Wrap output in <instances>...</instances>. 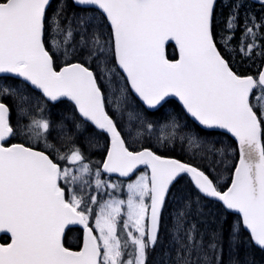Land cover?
Listing matches in <instances>:
<instances>
[{
  "label": "snow or ice",
  "instance_id": "1",
  "mask_svg": "<svg viewBox=\"0 0 264 264\" xmlns=\"http://www.w3.org/2000/svg\"><path fill=\"white\" fill-rule=\"evenodd\" d=\"M260 3L264 8V0ZM71 6L88 7L69 15L67 0H59L49 17L50 0H0V74H8L5 80L18 79L16 84L0 83V234L8 237L0 243V264H148L149 251L160 243L167 199L185 176L195 195L190 192L177 201L175 229L161 254L162 264H222L223 222L207 244L195 224H184L193 206L203 214L207 198L237 214L229 228L233 251L243 242L244 231L264 249V71L255 77L240 75L219 50L213 31L216 0H71ZM225 23L228 34L220 42L230 55L238 50L245 58L255 53L264 59V16L257 18L248 0H232ZM105 28H110L109 39L102 38ZM238 29L237 48L231 41ZM171 42L178 58L167 55ZM82 52L89 64L95 63L99 78L84 63L68 62ZM113 54L123 75L107 68ZM57 55L65 59L59 70ZM110 73L117 77L116 84ZM129 86L145 111H159L174 97L200 126L226 130L235 138L239 160L226 191L219 190L210 175L224 163L223 150L181 125L176 116L161 125L170 129L167 137L162 132L163 139L178 136L207 172L148 148L130 150L128 139L136 142L142 135L139 129L133 132V124L149 132L154 125L135 110L127 112L123 126L114 118L123 121ZM105 88L109 96L119 90L113 115L106 110L113 101ZM33 91L45 105L70 102L73 114L54 125ZM3 98H11L16 108L15 126ZM87 127L110 139L102 169L94 173L97 191L118 189L101 179L102 172L131 178L140 165L150 169L127 184V200L110 197L100 203L96 195L86 199L80 191L93 171L83 152L76 146L62 151L50 142L57 129L63 141L82 135ZM15 137L43 143L45 150L8 143ZM92 205H98V211ZM70 225L83 228L79 251L65 247Z\"/></svg>",
  "mask_w": 264,
  "mask_h": 264
},
{
  "label": "trees",
  "instance_id": "2",
  "mask_svg": "<svg viewBox=\"0 0 264 264\" xmlns=\"http://www.w3.org/2000/svg\"><path fill=\"white\" fill-rule=\"evenodd\" d=\"M69 7L67 9L68 14L70 15L73 12H76L77 14L80 13L83 8L86 6H77L73 7L71 6V0H67ZM232 0H217L215 11H214V21H213V31L215 34V38L217 41V45L219 50L222 52V54L225 56L226 59H228L231 63V66L233 67V70L238 72L240 75H252L256 76L258 72H260L263 68L264 65V59L261 57H258L253 53L251 58H245L243 57L240 52L237 50L234 55H230L228 51L224 48V46L221 44V37L224 35H227L228 33L225 31L226 28V20L229 16V10H230V5H231ZM59 4V0H52L50 7L48 8V16L51 17L52 14L55 12L57 6ZM248 5L252 9L253 14L259 18L261 16H264V8H262L260 2H256L253 0H248ZM240 36H241V30H237L235 32V39L231 41V45H235L238 48L239 41H240ZM45 41L47 43V32L45 35ZM259 43V41H257ZM48 44V43H47ZM167 55L169 56L170 59L172 58H177L178 51L175 49L174 44L170 43L169 46L167 47ZM55 59V66L57 68L61 67L63 64L58 63L56 58ZM68 62H81L84 63L85 65L89 66L94 72H96L97 76H99L98 71L96 69L95 63L89 64L87 62L85 54L82 52L78 56L74 57L72 60ZM99 78V77H98ZM18 81V79H7V81ZM102 86V84H101ZM38 92V91H35ZM39 93V92H38ZM40 96V94H39ZM137 99V97H135ZM169 103H165L162 108L159 109V111H145V107L142 105V103L137 99L139 105L142 107V109L145 111V114H147L150 119L156 120L157 121H165L169 119L170 115L176 116L179 121L181 122H187L188 128L198 132L200 135L206 136V135H214V134H224L228 136L231 139V142L234 144L236 147V142L227 134L220 132V131H211V130H206L202 127H200L182 108V106L177 102L175 99H169ZM3 101L6 102L10 108L11 111L16 110V108L12 104L11 98H3ZM57 110V113H68V112H74V106L68 102L65 101L63 103H58L53 106L52 103L46 104V109L44 115H48L47 111H49V115L54 117H58L57 114H54V108H59ZM108 112L113 115L114 113L106 107ZM62 109V110H61ZM40 115V113H39ZM12 118H13V112H12ZM12 118H11V123H12ZM118 120V123H121L123 126L125 124V121H119L118 117H115ZM77 120H79V117L77 116ZM154 122V121H152ZM14 125V124H13ZM15 126V125H14ZM90 130H93L100 134L103 138L106 137V135L103 132L98 131L95 127H88ZM17 137L13 138L11 142H22L24 143L21 139H16ZM107 138V137H106ZM27 144V143H25ZM35 144V143H34ZM28 144L29 146L39 148L42 150L44 149L43 143L40 144ZM129 145V142H128ZM130 146V145H129ZM132 147V146H130ZM149 147L153 149L156 153L162 155V156H168V157H174L179 160H182L184 162H187L189 164L196 165L198 167L204 168V170L207 172V168L204 167V162L200 161L198 159H193L190 154L187 153L184 144L180 142V139L176 140L175 145L171 146L170 144H166L164 147H157L151 142L145 141L143 142L139 147H132L133 149L140 150L143 148ZM131 148V149H132ZM107 150V149H106ZM106 150L104 152L98 151V156L100 158H104L106 154ZM237 150V147H236ZM238 152V151H237ZM202 162V163H201ZM63 164V162H61ZM212 178L217 181L216 176L213 173H210ZM218 184V182H217ZM229 183H226L224 185H218L221 189H226L229 186ZM187 185V188L185 187ZM192 193L195 195V190L193 189V186L189 182V178L187 176L184 177V179L180 182L179 185L176 186V188L172 189L171 194L169 195L167 199L166 206L163 211V216H162V223H161V229H160V243L156 246L155 251H149L148 253V264H162L161 261V254L163 253V249L160 248L162 238L165 235L164 229L167 228V226H170V222L168 224V216L171 219V213H170V206H171V199H173L174 194H183L186 193ZM186 196V195H184ZM202 206H203V214H201L195 206H193L194 210L192 211V220L188 224H195L197 226V229L199 232L204 234V242L207 244L210 239V234L214 231H217L221 228V224L223 222V252H222V264H231V262L236 258L239 261H248L251 260V264H264V249H261L260 247L256 246L253 242L250 241L249 239V233L247 231L243 232L242 240L243 242L240 243L238 248L233 251L232 248L229 247V228L232 225V223L237 219V214L231 213L227 210L224 209L222 204L216 200L212 199H204L202 201ZM225 217H227L225 221ZM80 231L79 229H76ZM121 236L122 238L124 237L122 230H121ZM8 240V237L3 236L1 238L2 242H6ZM65 244L67 246H70L71 243L65 239Z\"/></svg>",
  "mask_w": 264,
  "mask_h": 264
},
{
  "label": "rangeland",
  "instance_id": "3",
  "mask_svg": "<svg viewBox=\"0 0 264 264\" xmlns=\"http://www.w3.org/2000/svg\"><path fill=\"white\" fill-rule=\"evenodd\" d=\"M102 38H104V39L110 38V28H105L104 35ZM77 39H78V37H77ZM47 43H48V33H47ZM55 58H56L58 63H61V64L65 63V59L62 55H57ZM107 68L108 69L115 68L116 72H121L120 69L118 68V66L115 64L114 54L111 57V63H109L107 65ZM98 74L100 75L99 72H98ZM109 75H110V78L112 80V83L116 84L117 83V77L115 76V74L110 73ZM121 75H123L122 72H121ZM107 79H108V77H106L105 82H107ZM0 83L16 84V83H18V81H14V80L13 81L12 80L7 81V80H4L3 78H0ZM124 83H126V81H120L119 82V84H124ZM102 85L104 87L103 83H102ZM105 94H106V96H109V92H108L107 88H105ZM31 95L33 97H39L41 105L44 106L46 109V105L43 104V98L39 96L38 92L33 91V92H31ZM118 95H119V90L117 88L116 93L111 94L109 96V98L113 101L112 104H108V107L111 109L112 112L118 103V101L116 100V97ZM127 99H128V103L126 105L122 106L123 107V120L125 121V124L128 123L127 112L133 111V110L141 112L146 117V119L148 121H150V122L154 121V122H152L154 127L150 132L147 130V128L145 126L139 125L138 122L133 124V132H135L137 129H139L142 132V135L136 142H133L131 139H128L130 146L139 147L145 141L151 142L157 147H164L166 144H170L171 146L175 145L176 140L177 139L179 140L178 136L175 139H171V138L163 139V137L168 136V133L170 131V129H163V130L161 129V125H163L167 120H165V121H157L158 119H156V120L152 119L151 120L150 117L147 114H145V111L139 105L137 99L135 98L134 94L130 90V87H129V91L127 93ZM33 103H36V101L34 100ZM59 109H60V107L54 108V110H52V111H54V114L58 115V117H54V118H52V116L49 115V111H47V113H48L47 116L52 120L54 125L57 122H59L63 117L70 116L73 114V112L57 113V110H59ZM33 114L37 115V118H39V116H40L39 112L36 111L35 109L33 110ZM119 121H120V119H119ZM16 122H17V115H16V110H15V112L13 111L12 124L16 125ZM22 122H27V121L25 120ZM179 122L181 125L187 124V122H181V121H179ZM69 127H70V125H69ZM59 132H60V130L57 129L51 133L50 142L56 143L58 147H61L62 151H68L73 146L79 147L85 156V162L88 163L92 168L93 176L90 178L86 177V179L90 180V183L84 184L82 186V190L80 191V194L84 195L86 199L91 195H96L98 200L100 201V203H103L104 201L108 200L110 197H115L117 199L127 200V197H128L127 184L134 182L140 175L149 173L147 169H143L140 172H138L134 177L122 181V180H119L117 178L106 175L102 172L101 179L108 182V183L118 185V189L115 192H113L111 189L97 191L95 189V184H94V173H95V170L97 168L101 169V165H102L103 160H104L103 158H100V156H98V151H100L102 153L107 149V147H108L107 138L106 137L103 138L100 134H98L97 132H95L93 130H90V128L87 127V129L84 131V133L82 135L75 136L73 134L74 139L68 140L67 138H65V140L61 141L59 139ZM162 132H163V137H162ZM200 136L206 138L208 141L215 144V146L217 148L222 149L224 152V156L220 157V159H222L224 161V163L221 164L219 167H216L215 172H214V175L217 178L218 185L220 186V185H224L226 183L231 182L232 175H233V172L235 169V165L237 164V160H238V152H237L234 144L231 142V139L224 134H214V135H206V136L200 135ZM16 139H21L24 143H27V144H34L32 141H27V140H24L20 137H17ZM161 140H162V142H161ZM184 147L186 149V144H184ZM187 153L191 155L190 152L187 151ZM185 187L187 188V185H185ZM184 195H187V194L184 193ZM184 195L183 194H180V195L174 194L173 199H171V206H170L171 219L169 218V216L167 218L168 224L170 222V226L169 227L167 226V228L164 229V233L166 236H164L162 238L161 245H160V248L163 249V251L166 247L169 246L170 234L173 233L174 229H175V221L173 219V216H174L176 210L180 207V205L177 203V201H178V199H180ZM92 207L94 209H96L97 211L99 209L98 205H92ZM193 210H194V208H192V211ZM192 211H191V213H192ZM191 220H192V214L188 215L184 219L185 227L189 226L188 221L190 223ZM92 221H93L92 225L94 227V217H93ZM122 233H123V230H122ZM76 235H75L76 238L74 241V235L70 234L69 241L72 242L73 245L74 244L78 245L80 242V239L78 236L79 234L76 233ZM123 235H124V233H123ZM173 255H174V253H173ZM236 259L237 258L235 256L234 260H236ZM239 262H240V264H251V260H248L245 262H243V261H239Z\"/></svg>",
  "mask_w": 264,
  "mask_h": 264
},
{
  "label": "water",
  "instance_id": "4",
  "mask_svg": "<svg viewBox=\"0 0 264 264\" xmlns=\"http://www.w3.org/2000/svg\"><path fill=\"white\" fill-rule=\"evenodd\" d=\"M51 1L52 0H50V3H51ZM254 1H256V2H260V0H254ZM216 2H217V0H216ZM171 43H174V42H171ZM63 67V66H62ZM57 70H59V69H57ZM262 71H264V66H263V69H262ZM6 75H8V74H0V76H6ZM134 93V92H133ZM135 94V93H134ZM135 96H136V94H135ZM137 97V96H136ZM138 98V97H137ZM171 98H173V99H175V100H177L176 98H174V97H171ZM171 98H169V99H171ZM139 99V98H138ZM178 101V100H177ZM5 103V102H4ZM8 105V104H7ZM189 115V114H188ZM190 116V115H189ZM193 119V118H192ZM194 120V119H193ZM195 121V120H194ZM196 122V121H195ZM197 124H198V122H196ZM199 125V124H198ZM202 127V126H201ZM206 129H209V128H206ZM215 130H220V131H224V132H226V133H228L226 130H223V129H218V128H215ZM106 134V133H105ZM233 139H234V141L237 143V149H238V153H239V146H238V142L235 140V138L230 134V133H228ZM107 135V134H106ZM108 136V135H107ZM108 139H109V136H108ZM109 147H110V139H109ZM108 147V148H109ZM148 149H150V148H148ZM150 150H152V149H150ZM133 151V150H132ZM138 151H140V150H138ZM153 151V150H152ZM154 152V151H153ZM157 154V153H156ZM159 155V154H158ZM161 156V155H160ZM106 157H107V155H106ZM162 157H165V158H173V159H177V158H174V157H167V156H162ZM106 159V158H105ZM179 160V159H178ZM238 160H239V158H238ZM180 161H182V160H180ZM182 162H184V161H182ZM185 163H187V162H185ZM238 164V163H237ZM144 167H146V166H144V165H140V166H138V169L135 171V173L140 169V168H144ZM147 168V167H146ZM149 170V172H150V169H148ZM135 173L132 175V176H134L135 175ZM106 174H108V173H106ZM109 175H111V176H117V177H120L119 176V174H117V173H111V174H109ZM131 176V177H132ZM120 178H124V179H128V178H126V177H120ZM232 178H233V176H232ZM232 181V180H231ZM230 185H231V183H230ZM229 185V186H230ZM228 186V187H229ZM227 190V188L225 189V190H221V191H226ZM210 199H213V200H215L214 198H210ZM221 204H222V202H220ZM227 211H229V212H231V213H234L232 210H227ZM72 226H80V225H70V226H68L67 228H66V230H65V234H66V231L68 230V228H70V227H72ZM81 228H82V226H80ZM83 229V228H82ZM2 234H0V236H1ZM64 237H65V235H64ZM83 237H84V232H83ZM66 247V246H65ZM82 247V246H81ZM259 247V246H258ZM81 249V248H80ZM79 249V250H80ZM71 250V249H70ZM79 250H73V251H79Z\"/></svg>",
  "mask_w": 264,
  "mask_h": 264
},
{
  "label": "flooded vegetation",
  "instance_id": "5",
  "mask_svg": "<svg viewBox=\"0 0 264 264\" xmlns=\"http://www.w3.org/2000/svg\"><path fill=\"white\" fill-rule=\"evenodd\" d=\"M76 229H79L80 231L76 230ZM76 233H78L79 235V239H80V244H72L70 246H68L69 248L73 249V250H79L81 245H82V241H83V231L81 230V228H74V229H71L68 231L67 235H66V239L69 241V238H70V234H73L74 235V241H75V238H76ZM76 235V236H75ZM79 241V240H78Z\"/></svg>",
  "mask_w": 264,
  "mask_h": 264
},
{
  "label": "bare ground",
  "instance_id": "6",
  "mask_svg": "<svg viewBox=\"0 0 264 264\" xmlns=\"http://www.w3.org/2000/svg\"><path fill=\"white\" fill-rule=\"evenodd\" d=\"M102 169V168H101Z\"/></svg>",
  "mask_w": 264,
  "mask_h": 264
}]
</instances>
